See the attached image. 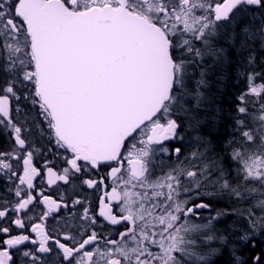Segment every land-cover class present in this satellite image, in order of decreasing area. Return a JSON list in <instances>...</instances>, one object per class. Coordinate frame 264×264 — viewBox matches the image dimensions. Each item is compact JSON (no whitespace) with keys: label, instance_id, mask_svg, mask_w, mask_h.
<instances>
[{"label":"snow or ice","instance_id":"6c2138e0","mask_svg":"<svg viewBox=\"0 0 264 264\" xmlns=\"http://www.w3.org/2000/svg\"><path fill=\"white\" fill-rule=\"evenodd\" d=\"M261 240L264 0H0V264H264Z\"/></svg>","mask_w":264,"mask_h":264}]
</instances>
